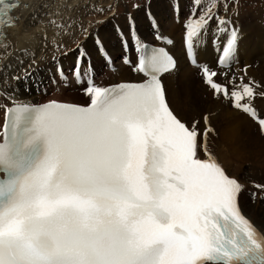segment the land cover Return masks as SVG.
Masks as SVG:
<instances>
[{"label": "snow or ice", "instance_id": "snow-or-ice-1", "mask_svg": "<svg viewBox=\"0 0 264 264\" xmlns=\"http://www.w3.org/2000/svg\"><path fill=\"white\" fill-rule=\"evenodd\" d=\"M221 3L227 13L229 0H191L186 58L213 99L230 102L264 135V115L253 106L260 85L243 76L237 84L229 71L197 61L215 20L218 65L230 69L235 62L238 29L220 14ZM231 3L238 15L239 0ZM18 6L0 0V62L12 55L3 28L15 24L11 12ZM49 23L67 34L57 19ZM117 32L126 50L134 42L133 71L141 80L96 84L82 69L90 55L78 44L72 74L87 105L17 103L0 91L8 101L0 103V264H264V231L240 204L245 186L213 150L215 113L182 120L163 81L178 69L177 60L142 43L131 16L127 36ZM96 47L106 56L99 37ZM254 186L264 192V185Z\"/></svg>", "mask_w": 264, "mask_h": 264}, {"label": "bare ground", "instance_id": "bare-ground-1", "mask_svg": "<svg viewBox=\"0 0 264 264\" xmlns=\"http://www.w3.org/2000/svg\"><path fill=\"white\" fill-rule=\"evenodd\" d=\"M93 1L96 3V0H21V4L15 11L19 19L15 21L13 26L4 27L7 40L11 42V47L8 51L12 55L7 60L0 62V91L13 96L17 103H41L52 99L73 101L82 105L89 103V98L85 95L81 84L75 80L63 81V76L70 68L75 66L78 55L76 49L60 58L55 53H58L59 48L62 49L67 46L71 41L70 37L74 38L80 31H83L82 26L84 24L82 25L81 20L84 12L87 11L86 8L88 6L94 7L91 6ZM65 2L67 5H64ZM106 2L115 4L116 0H106ZM53 4H56V9L53 6L50 8ZM151 4H154L151 7L154 10V14H156L153 15L154 19L161 18L164 21L158 22V28L152 27L151 30H148V19L143 18L140 20L146 12L144 14L138 13L136 16L139 17L137 19L139 20L140 31L137 32H141V35L145 36L142 43L151 42L167 46L177 60L178 69L171 74H165L163 77L171 105L184 121H186L184 116H186L187 112H192L197 118L206 112L215 113L211 122L219 132V139L211 141L213 150L227 169L228 174L235 177L245 186V191L240 197L243 212L264 231V206L262 205L264 192L254 186L256 184L264 185V135H261L258 125L246 114H240L239 111L229 109L228 107H231L230 102L224 101L223 98L219 100L213 99L212 93L208 91L200 76L194 74L198 68L193 66L186 58L183 37L185 35L184 24L189 13L190 1L178 0L173 6L170 5L168 0H158L157 2L152 0ZM229 6L227 13H225L223 5H220L219 8H221L222 14L230 18L232 25L238 29L235 62L232 63L233 65L230 69L219 67L218 58L220 53L217 52L216 46L209 41L212 40V32L207 35V45L205 43L199 48L197 61L201 64H207L211 70L220 73L227 70L229 71V77L232 76L235 64L239 63V66H237L238 73L235 75L237 77L236 83L239 84V78L243 76L245 83L251 80L255 84L260 85L257 92H264V23L261 21L264 18V6L254 10L252 15H249L246 19L242 18V15L233 18L235 14L230 11L233 8L231 5ZM30 8L32 9L28 11ZM52 8L54 9L52 10ZM176 8H179L178 11H175ZM146 9L149 10V7L147 6ZM177 16H181L180 20L178 19L179 22H177ZM185 17L186 19H184ZM51 18L61 22L65 26L67 34H65L64 30L57 29L51 25L49 23ZM127 19L128 16L125 15L118 22H121L124 28H128ZM214 23H216L215 20L212 21V25ZM44 27L46 29H43ZM38 29L40 30L39 33L36 32ZM52 30H54V33L51 32ZM154 30L157 33H153ZM158 35L163 39H157ZM48 36H51L53 40H48ZM97 37L103 41L106 55L112 58L107 53H109L110 43L115 40L114 26L111 24L104 26L89 34L85 41L83 39L86 44L83 47L90 55V60L86 61L83 66L87 65V71L89 74L93 73L95 78H99L98 76L107 65V60H104L105 55H102L97 50ZM151 39H157L158 41L154 40V42ZM167 40H171L172 43H166ZM225 41L226 37L222 36L220 42L221 50ZM43 43L49 45H47L46 51L51 49V56H47L46 52L42 51ZM2 54L3 49H0V55ZM126 55V58L132 61L131 65L125 63V58L114 65L115 72L108 73L111 77L114 76L116 78L109 77L110 80H98L95 83L101 86H109L120 82L141 80L142 75L133 71L134 66L138 62L137 52L133 53L129 47V50H124L123 57ZM19 61H23V63L21 64ZM241 61L245 63L244 68L240 66ZM125 64L133 68H129ZM245 68H247L246 75L244 72ZM33 69L37 70L35 74H33ZM61 69L63 75L60 74ZM82 69L84 70V68ZM14 77H18V79H14ZM216 79L218 82H224L221 76H217ZM166 80L168 81L166 82ZM50 92H54V94L47 98ZM256 97H258L256 98L258 99L257 107L253 106L258 109L257 111L261 115H264V96L258 94ZM0 103L7 104L8 101L0 98ZM223 107L227 108L223 110ZM0 115V123H2V110H0ZM246 162H249V165ZM246 167H248V171H246ZM253 192L257 193L255 200L251 196Z\"/></svg>", "mask_w": 264, "mask_h": 264}, {"label": "rangeland", "instance_id": "rangeland-1", "mask_svg": "<svg viewBox=\"0 0 264 264\" xmlns=\"http://www.w3.org/2000/svg\"><path fill=\"white\" fill-rule=\"evenodd\" d=\"M158 0H153V2H157ZM163 1V0H162ZM178 0H168V2L170 3V5H175L176 4V2H177ZM165 2H167V1H165ZM190 2H191V0H190ZM90 3H91V1H90ZM94 3V4H93ZM111 3V4H110ZM152 3V0H116V2H115V4L113 3V2H106V0H96V3L93 1L92 2V5L91 6H94V7H87L86 9H87V11L86 12H84V15H83V18H82V27H83V31H80V33L79 34H77V36L76 37H74V38H71L70 37V42L67 44V46L66 47H64V48H62V49H60L59 47V49H58V53H55V55L56 56H58L59 58L60 57H62L63 55H68V53L70 52V51H72V50H75L76 49V47H77V45L79 44V45H86L85 44V42H83V39H84V41H85V38L86 37H88L89 36V34H91V33H94L96 30H98V29H100V28H103L104 26H107V25H113L114 26V32H115V40L113 41V42H111L110 43V47L108 48V52L109 53H107V54H110L111 56H112V58H109L107 55L104 57V60L106 61H108V63H107V65L105 66V68L103 69V72L98 76L99 78H95L94 76H93V73L92 74H90V76H92V77H94V79H95V81H97L98 82V80H104V79H106V80H108L109 79V77H111V75H109V74H111L112 73V71L113 72H115V70L114 69H111L110 67V60L111 61H113V63H114V65L115 64H117L118 62L120 63V61H123V59H124V57H123V54H124V50H126L123 46H122V43H121V39H120V37H119V35H118V32H117V28H119V30L120 31H122L124 34H125V36H127V34H128V32H129V16H131L132 17V19L135 21V30H136V32L137 31H140L139 30V26H138V23H139V17L138 16H136L138 13H141V14H144L145 12H146V14L144 15V16H142L141 18H140V20L141 19H143V18H145V19H148V23H147V25H148V30H151V28L153 27L152 25H153V22H155V23H157L158 24V22H160V21H164V19H162L161 20V18H157V19H154V16L153 15H156V14H154V10L152 9V7L154 6V4H151ZM67 5V3L65 2L64 3V5ZM81 4H83V3H81ZM108 4H110L109 6H108ZM178 4V3H177ZM55 5V6H54ZM96 5V6H95ZM113 5V6H112ZM150 5V6H149ZM220 5H223V7H224V4L223 3H221ZM220 5H219V7H220ZM229 5H231V7L232 8H234V7H236V5H234L233 3H231V0H229ZM56 7V4H53V5H51L50 6V8L51 7ZM59 6H61L60 4H59ZM149 7V10H147L146 9V7ZM152 6V7H151ZM161 6H163V5H161ZM264 6V0H239V7H238V15H234V17L233 18H237V17H240L241 15V17L243 18H247L249 15L251 16L252 15V12L254 11V10H256V9H258V8H261V7H263ZM54 8H52V10L54 9ZM96 8H100V9H103V11H96L95 9ZM151 8V9H150ZM228 8H230V6H228ZM32 8H30L28 11H30ZM56 9V8H55ZM85 9V10H86ZM89 10V11H88ZM230 11H233L232 9L230 10ZM219 12H220V14H222V10H221V8H219ZM135 14V15H134ZM128 16V19H127V24H128V28H124L123 26H122V23L121 22H118L119 20H121L122 19V16ZM223 15V14H222ZM134 16V17H133ZM188 16V15H187ZM178 18H177V22H179L178 21V19L180 20V17L179 16H177ZM138 18V19H137ZM184 19H186V17L184 18ZM156 20H157V22H156ZM261 21L264 23V18H262L261 19ZM150 26V27H149ZM215 27H216V23H214L213 25H212V29H215ZM46 28H47V26H46ZM45 27L43 28V29H46ZM87 29V31L88 32H85L84 31V29ZM90 29V30H89ZM212 29H210L209 30V32H212ZM39 29L38 30H36V32L37 33H39ZM94 31V32H93ZM52 33H54V30H52L51 31ZM156 32V30H154L153 31V33H155ZM86 33H88V34H86ZM139 33V34H138ZM157 33V32H156ZM137 34L139 35V37H141L140 38V40L141 41H143L144 40V37L145 36H143V35H141V32H137ZM183 37H185V35L183 36ZM49 38V39H48ZM76 38V39H75ZM117 38V39H116ZM143 38V39H142ZM149 38V37H148ZM47 39L48 40H53L52 39V37L51 36H48L47 37ZM155 41H156V39H154ZM153 39H151V41H154ZM210 42L212 41V40H209ZM208 41V42H209ZM53 42V41H52ZM55 42V41H54ZM173 42H174V40H173ZM84 43V44H83ZM113 43H115V44H113ZM257 43H259V41H257ZM113 44V45H112ZM48 44H44L43 43V48H42V51L43 52H46V54H47V56H51L52 54V51H51V49H48L47 51H46V48L49 46H47ZM133 46V42L132 41H129V47L132 49V52L133 53H135L136 51H134V48L132 47ZM206 45H207V41H206ZM114 46V47H113ZM112 47V48H111ZM105 48V47H104ZM114 48V49H113ZM119 48V49H118ZM50 50V51H49ZM106 50V49H105ZM110 50H112V51H110ZM117 50V51H116ZM123 53H122V52ZM42 52V53H43ZM49 52H50V54H49ZM126 52V51H125ZM41 53V54H42ZM113 53V54H112ZM119 54V55H118ZM46 56V57H47ZM106 58V59H105ZM108 58V59H107ZM37 59V58H36ZM113 59V60H112ZM106 61V62H107ZM132 62V61H131ZM134 63V62H133ZM239 63H236L235 64V67H234V69L232 70V75L234 74V75H237V73H238V67L237 66H239L238 65ZM126 65V64H125ZM233 65V64H232ZM232 65H231V67H232ZM110 66V67H109ZM127 67H129V68H133V67H131V66H128V65H126ZM242 68H244L245 67V63L243 62V61H241V65H240ZM90 67V66H89ZM74 68V67H73ZM73 68H70L69 70H68V72L63 76V81L64 82H69L70 80H75L74 78H73V74H72V70H73ZM82 68H84V71H87L88 70V66L87 65H82ZM112 68H115V66H113ZM34 69H37V68H34ZM33 69V74H35V72L37 71V70H34ZM194 69H196V68H194ZM199 69V68H198ZM108 70H109V72H108ZM105 72V73H104ZM109 73V74H108ZM194 74H196V75H199L200 76V78H201V80H202V76H201V71L200 70H195V73ZM111 78H116V77H114V76H112ZM110 80V79H109ZM168 80H166V82H167ZM106 83V82H105ZM57 92H58V90H56ZM55 91V92H56ZM258 94H259V92H257ZM54 94V92H50L49 93V95L47 96V98H49L51 95H53ZM62 94V93H61ZM207 94H208V91H207ZM256 98H258V97H256ZM254 99V101H253V105L255 106V107H257V100L258 99ZM225 101V100H224ZM255 101H256V103H255ZM262 106V105H261ZM261 106H260V108H261ZM227 107H223V110H225ZM229 109H231L232 111H235L234 109H232V107H228ZM258 110V109H257ZM239 113L240 114H244V113H242V112H240L239 111ZM195 115H193V113L191 112V113H186V116H184V117H186L185 119H186V121H191L192 120V118L194 117ZM0 117H1V115H0ZM195 117H197V116H195ZM246 164L247 165H249V162H246ZM249 169H248V167H246V171H248ZM264 196V195H263ZM262 205L264 206V201L262 202ZM261 205V206H262Z\"/></svg>", "mask_w": 264, "mask_h": 264}]
</instances>
